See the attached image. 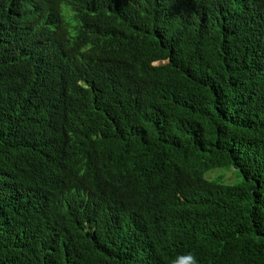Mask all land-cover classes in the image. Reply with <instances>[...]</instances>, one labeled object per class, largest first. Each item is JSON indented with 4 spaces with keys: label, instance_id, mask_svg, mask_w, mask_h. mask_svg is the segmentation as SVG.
Returning a JSON list of instances; mask_svg holds the SVG:
<instances>
[{
    "label": "trees",
    "instance_id": "16d2710c",
    "mask_svg": "<svg viewBox=\"0 0 264 264\" xmlns=\"http://www.w3.org/2000/svg\"><path fill=\"white\" fill-rule=\"evenodd\" d=\"M80 2L0 0V264H264V0Z\"/></svg>",
    "mask_w": 264,
    "mask_h": 264
},
{
    "label": "clouds",
    "instance_id": "9594fccd",
    "mask_svg": "<svg viewBox=\"0 0 264 264\" xmlns=\"http://www.w3.org/2000/svg\"><path fill=\"white\" fill-rule=\"evenodd\" d=\"M62 5L65 10L64 15L76 20V24H80L84 19H89L98 27L100 25L103 27L113 21L110 13L106 14L98 8L80 2V0H65V3H62ZM171 264H199V262L194 254L188 253L173 259Z\"/></svg>",
    "mask_w": 264,
    "mask_h": 264
},
{
    "label": "rangeland",
    "instance_id": "374dc122",
    "mask_svg": "<svg viewBox=\"0 0 264 264\" xmlns=\"http://www.w3.org/2000/svg\"><path fill=\"white\" fill-rule=\"evenodd\" d=\"M223 178L222 180H224L225 182H234L237 181L239 179V174L238 172H234L232 170V167L228 166V165H223V166H219L216 167L212 170H210L207 173V177H215L216 175H219ZM219 178V177H217Z\"/></svg>",
    "mask_w": 264,
    "mask_h": 264
}]
</instances>
